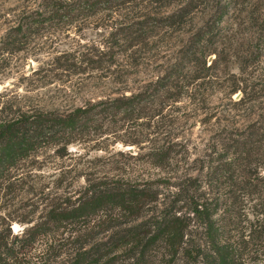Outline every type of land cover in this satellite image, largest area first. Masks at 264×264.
<instances>
[{"label":"rangeland","instance_id":"obj_1","mask_svg":"<svg viewBox=\"0 0 264 264\" xmlns=\"http://www.w3.org/2000/svg\"><path fill=\"white\" fill-rule=\"evenodd\" d=\"M55 1L0 0V122L150 100L140 115L99 117L69 145L10 159L0 149V264H53L72 226L50 231L48 215L95 188L168 178L161 200L174 203L175 179L202 181L224 146L264 128V0H57L70 7L64 17L51 13ZM20 26L23 49L1 50ZM38 225L46 231L30 237Z\"/></svg>","mask_w":264,"mask_h":264},{"label":"trees","instance_id":"obj_2","mask_svg":"<svg viewBox=\"0 0 264 264\" xmlns=\"http://www.w3.org/2000/svg\"><path fill=\"white\" fill-rule=\"evenodd\" d=\"M48 7L55 17L71 13L57 0ZM26 28L10 29L1 50L21 51L28 34L21 35V30ZM149 100V94L141 93L66 116L19 114L0 122V149L9 148L3 157L10 159L12 150L21 156L37 143L65 140L69 145L71 137L94 126L99 117L116 111L140 115ZM249 131L223 147L202 181L175 179L179 199L172 204L161 200L167 189L163 186L170 182L164 178L143 186L107 184L85 193L70 208L52 211L47 217L54 221L50 231L65 223L72 226L58 241L53 264H264V128L253 125ZM2 158L0 165H8ZM163 161L164 167L170 165V160L154 164ZM177 201L187 206L185 212L174 209ZM37 229L46 231L38 225L28 235Z\"/></svg>","mask_w":264,"mask_h":264}]
</instances>
